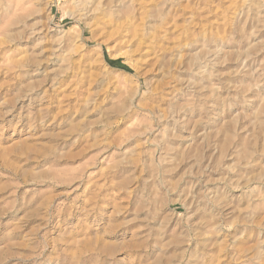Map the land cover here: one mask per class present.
I'll list each match as a JSON object with an SVG mask.
<instances>
[{
  "label": "rangeland",
  "instance_id": "374dc122",
  "mask_svg": "<svg viewBox=\"0 0 264 264\" xmlns=\"http://www.w3.org/2000/svg\"><path fill=\"white\" fill-rule=\"evenodd\" d=\"M0 264H264V0H0Z\"/></svg>",
  "mask_w": 264,
  "mask_h": 264
},
{
  "label": "bare ground",
  "instance_id": "6f19581e",
  "mask_svg": "<svg viewBox=\"0 0 264 264\" xmlns=\"http://www.w3.org/2000/svg\"><path fill=\"white\" fill-rule=\"evenodd\" d=\"M104 15V14H103ZM99 17H101V16H99ZM108 17V16H107ZM106 17V14H105V19L107 18ZM102 18V17H101ZM103 18H104V16H103ZM105 19H99V18H97V21L98 22H100V23H102L101 21H105ZM107 20H109L108 18H107ZM119 20V19H118ZM106 22V21H105ZM104 23V22H103ZM108 23H111L110 25H112L113 24V26H114V29H113V31H112V33H111V35L113 36V37H116L117 36V34H118V36L117 37H119L118 39L120 40V41H118V43L119 42H121V44L124 42H122L121 40H124L125 38H128V37H132V39H136L137 40V46L140 48V46H141V44H142V42H144V41H142V38H141V36L139 35V33H138V29L136 28V27H134L133 25H129L128 26V24L125 26V24L124 23H118L117 21H111V22H109L108 21ZM107 25V24H106ZM105 27H108V25L107 26H105ZM110 29V31H111V28H109ZM109 31V32H110ZM116 35V36H115ZM144 38V37H143ZM131 39V40H132ZM128 40V39H127ZM127 40H125V41H127ZM131 40H128L129 42L131 41ZM145 40V39H144ZM133 41V40H132ZM126 43V42H125ZM125 43H123V44H125ZM146 43V42H145ZM144 44V43H143Z\"/></svg>",
  "mask_w": 264,
  "mask_h": 264
}]
</instances>
